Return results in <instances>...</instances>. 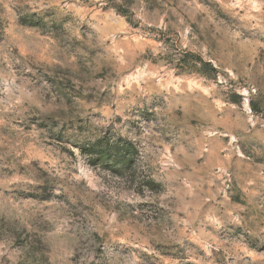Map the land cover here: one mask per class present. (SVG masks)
<instances>
[{
    "label": "rangeland",
    "instance_id": "1",
    "mask_svg": "<svg viewBox=\"0 0 264 264\" xmlns=\"http://www.w3.org/2000/svg\"><path fill=\"white\" fill-rule=\"evenodd\" d=\"M0 264H264V0H0Z\"/></svg>",
    "mask_w": 264,
    "mask_h": 264
},
{
    "label": "trees",
    "instance_id": "2",
    "mask_svg": "<svg viewBox=\"0 0 264 264\" xmlns=\"http://www.w3.org/2000/svg\"><path fill=\"white\" fill-rule=\"evenodd\" d=\"M102 157H103V158H105V157H106V155L103 153Z\"/></svg>",
    "mask_w": 264,
    "mask_h": 264
}]
</instances>
